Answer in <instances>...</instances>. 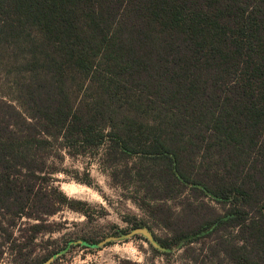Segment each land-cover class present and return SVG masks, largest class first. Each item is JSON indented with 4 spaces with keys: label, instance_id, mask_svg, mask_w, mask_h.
Segmentation results:
<instances>
[{
    "label": "trees",
    "instance_id": "trees-1",
    "mask_svg": "<svg viewBox=\"0 0 264 264\" xmlns=\"http://www.w3.org/2000/svg\"><path fill=\"white\" fill-rule=\"evenodd\" d=\"M62 151L99 155L169 250L264 264V0H0V261L60 264L26 249L90 218L54 186Z\"/></svg>",
    "mask_w": 264,
    "mask_h": 264
},
{
    "label": "rangeland",
    "instance_id": "rangeland-1",
    "mask_svg": "<svg viewBox=\"0 0 264 264\" xmlns=\"http://www.w3.org/2000/svg\"><path fill=\"white\" fill-rule=\"evenodd\" d=\"M60 156V159H50V165L58 170L53 175L54 186L69 198L82 202L78 209L90 218L68 209L49 218L53 233H42L33 247L26 249L31 252V258L53 249V245L43 244L48 240L58 246L56 256L60 258V264H121L122 261L131 264H212V238L207 235L195 240L190 237L172 250L162 246L169 242L170 234L147 218L130 199V192L112 183L108 173L101 169L99 155L71 157L62 151ZM86 171L92 179V187L75 179L84 178ZM207 202L213 201L207 199ZM169 205L179 210L178 202ZM108 238L115 240L101 245ZM12 257L6 251L0 264H12Z\"/></svg>",
    "mask_w": 264,
    "mask_h": 264
},
{
    "label": "water",
    "instance_id": "water-1",
    "mask_svg": "<svg viewBox=\"0 0 264 264\" xmlns=\"http://www.w3.org/2000/svg\"><path fill=\"white\" fill-rule=\"evenodd\" d=\"M113 240H115V239L108 238V239H106L104 242H102L101 245H102V244H105V243H108V242H111V241H113ZM50 262H51V260H50ZM47 264H48V263H47Z\"/></svg>",
    "mask_w": 264,
    "mask_h": 264
}]
</instances>
